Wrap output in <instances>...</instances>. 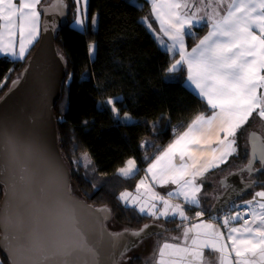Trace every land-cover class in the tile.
Masks as SVG:
<instances>
[{"label":"snow or ice","instance_id":"snow-or-ice-1","mask_svg":"<svg viewBox=\"0 0 264 264\" xmlns=\"http://www.w3.org/2000/svg\"><path fill=\"white\" fill-rule=\"evenodd\" d=\"M40 3L41 0H0V54L24 59L28 46L38 35ZM75 3V23L83 26L87 21L88 0H75ZM151 4L163 35L171 41L167 50L178 52L180 56L167 71L175 72L181 65H186L188 81L198 90V95L206 99L212 115H197L188 130L149 165L147 172L151 174L152 180L161 185L177 186L175 192L168 193L169 199L153 192L150 186L145 185L144 180L137 185L138 193L141 187H145L151 194L149 200L160 201L162 209H157L154 202H141L139 195L133 196L127 191L121 192L118 199L126 206H138L140 213L146 212L152 217H167L171 213L179 214L186 220L188 218L184 208L180 204L170 203L171 198L182 196L186 204L198 205L201 188L197 185L196 178L203 176L209 168L219 167L229 156L237 154V133L254 113L264 121V92L258 91L264 89V0H230L227 3L225 0H151ZM54 7L62 10L65 7L63 0H56ZM95 22L93 17L92 23ZM201 22L207 23L210 30L191 51H187L185 36H194L192 29ZM17 33L18 49L14 39ZM160 42L164 43L163 40ZM94 50L95 45L90 44L89 52ZM98 103L101 109L105 105H111L112 113L119 116V109L115 107L113 99ZM127 118L128 114L125 113V119ZM214 126L217 129V139L214 142L216 147L212 148V158L206 165L198 167L195 153L205 144L210 146L213 143L211 140L202 143V139ZM255 138V133L249 134L250 142ZM35 146V140L23 145L28 159L21 161V142L14 132L0 123V177L6 171V156L9 163L18 166L19 181L31 183L34 173L28 160L31 159ZM177 154L179 164L174 163ZM186 157L192 161L191 164L185 162ZM81 159L87 161L84 167L91 165L87 153L82 154ZM257 161L262 166L261 170H264V141L259 149L253 144L251 157L242 171L252 173ZM135 171L136 165L132 159L126 162L125 167L118 169L123 177H131ZM56 179L67 188V180L63 174H58ZM0 184H5V181L0 179ZM8 187L5 184L6 204L11 195ZM256 198L264 201V191L255 193L253 200L247 201L245 206L253 205ZM57 203L60 211L50 242L44 245L33 233L30 243L20 246L24 249L23 255H17V251L11 247V240L18 237L10 239L5 226L6 219L0 214V228L4 229L0 231V250L5 252L9 264H101L97 247L90 243L89 233L81 226V218L77 212L78 202L61 200ZM84 207L102 213L104 220L111 214L107 206L97 209H91L88 205ZM257 207L258 211L253 209L243 214L238 212L235 216L224 218L223 225L227 227L230 219L238 220L243 215L250 217V220L244 219L241 228H228L227 241L231 242L230 246L225 242L224 233L215 225L194 224L185 228L183 244L165 242L158 247L157 264H210L204 258L205 250L216 254V264H264V202H259ZM196 215L199 217L202 213L197 212ZM10 219L9 217L8 222ZM147 227L149 226H144L145 229ZM143 231L141 229L132 234L139 237Z\"/></svg>","mask_w":264,"mask_h":264},{"label":"trees","instance_id":"trees-1","mask_svg":"<svg viewBox=\"0 0 264 264\" xmlns=\"http://www.w3.org/2000/svg\"><path fill=\"white\" fill-rule=\"evenodd\" d=\"M50 1L43 0V4ZM67 1L70 24L56 42L66 56L69 73L55 113L60 148L71 171L73 192L94 205H108L114 214L112 221H117L121 227L138 229L145 224H154V217L121 202L118 199L120 193L136 190L146 167L189 127L197 115H210L212 110L187 86L185 65L175 72L167 71L180 58L179 53L161 46L140 18L139 11L131 5V0H88L87 21L82 29L72 25L77 15L75 0ZM143 6V10L148 7L147 4ZM208 28L207 23H203L196 28L194 36L186 35L188 47L196 45ZM37 44L38 41L25 59L0 56V96L20 74ZM90 44L95 45L92 53L89 52ZM111 98H115V107L121 113L118 117L109 105L103 109L99 106L98 102ZM125 113L134 120L125 119ZM245 129L246 126L239 130L236 138L237 155L243 160L238 170L249 160ZM84 153L91 160L87 168L83 166L87 161L81 159ZM132 157L139 165L138 171L131 177H123L118 169ZM230 162L210 173L222 171ZM224 178H220L221 184L207 183V190L222 187ZM247 179L264 181V170H255ZM261 190L264 185H256L243 193L238 201L251 199ZM2 197L3 186L0 184V202ZM185 207L192 219L204 205L184 204ZM209 211L206 209L204 214ZM181 221L185 219L163 220L166 226ZM0 259L3 264H9L1 250ZM144 262V257L139 256L127 264Z\"/></svg>","mask_w":264,"mask_h":264},{"label":"water","instance_id":"water-1","mask_svg":"<svg viewBox=\"0 0 264 264\" xmlns=\"http://www.w3.org/2000/svg\"><path fill=\"white\" fill-rule=\"evenodd\" d=\"M63 2L65 7L62 10L54 7L56 0L40 7L42 21L38 44L20 74L12 79L0 96V123L10 132H14L21 142L19 159H28L24 144L35 140L36 145L31 159L28 160L34 173L31 183L19 181L18 166L9 163L6 156V171L0 177L9 186L8 191L11 193L6 204V188L5 184H1L3 197L0 214L6 219L5 226L10 239L13 236L18 237L11 240V247L17 251V255L24 254V249L20 246L28 245L33 233L44 245L50 242L60 211L57 202L61 200L78 202L77 212L81 218V226L89 233L90 243L97 247L101 264H120L124 254L145 238L218 214L229 205H235L247 190L256 185H264L263 180L245 179L241 169L223 179L225 189L220 196L217 195L208 214L172 226H157L154 223L145 224L149 226L146 229L143 225L138 229L112 230L108 223L113 220L114 214L108 205H94L73 192L71 171L60 148L55 108L62 97L64 82L69 73L66 56L56 42L61 32L70 24L69 3L67 0ZM58 174L66 177L67 188L56 179ZM84 205L91 206V209L107 206L111 214L104 220L102 213L90 210ZM141 229H144L141 236L132 234ZM3 230L0 228V231Z\"/></svg>","mask_w":264,"mask_h":264},{"label":"crops","instance_id":"crops-1","mask_svg":"<svg viewBox=\"0 0 264 264\" xmlns=\"http://www.w3.org/2000/svg\"><path fill=\"white\" fill-rule=\"evenodd\" d=\"M18 2V0H17ZM225 2H230V0H225ZM131 5L136 9V11H139L140 13V18L142 17L143 21L145 22V24L149 27V25H151V27L149 28L153 33L154 35L157 37L159 43L161 40L164 41V44L162 46L166 47L167 48V45L171 43V41L168 40V38L166 36L163 35V32L161 31L160 29V24H159V21L156 19L155 17V14L152 12V4H151V0H131L130 1ZM43 4V0H41V3L38 5V11L40 12V16H39V24H38V35L36 36L35 40L32 42L31 45L28 46V49L26 51V54H25V57L24 59L29 55V53L31 52L32 48L34 47V45L37 43V41H39V38H40V35H41V21H42V11L40 9V7L42 6ZM146 5L147 4V8H144L143 10V5ZM143 11V12H142ZM75 19L76 17L74 18L73 20V26L79 28V29H82L83 26H79L75 23ZM201 24H203V22H201L200 24H196L195 27L192 29V31L195 33L196 32V28L199 27ZM210 30V27L208 28V31ZM207 31V32H208ZM206 32V34H207ZM205 34V35H206ZM203 35L202 38L205 36ZM15 39V42H16V47L18 49L19 47V34L17 33L16 37L14 38ZM199 42V41H198ZM197 44V43H196ZM185 46H186V50L187 51H191V49L193 47H195V45L192 47V48H189L188 45H187V40H186V36H185ZM2 54H0L1 56ZM13 58V57H12ZM16 59V58H15ZM180 59V58H179ZM182 66V65H181ZM180 66V67H181ZM186 66V65H185ZM187 67V66H186ZM186 84L187 86L194 92L198 95V90L195 89L194 85L191 84L190 81H188V73H187V79H186ZM259 92H264V89H261V90H258ZM199 96V95H198ZM203 99V98H202ZM206 101V99H204ZM207 102V101H206ZM212 113L210 115H205L206 117L207 116H211ZM246 126V138L248 140V153L250 154L252 152V146L253 144H255V146L257 147V149H259L261 147V144H262V141H264V129H261L262 126H264V121H261L259 118H257V115L254 113L253 116L249 119L248 123L245 125ZM188 128L185 130L187 131ZM184 131V132H185ZM216 126L213 127L212 131L207 133L205 135V137L202 139V143H204L205 141L207 140H211L213 143L209 146L207 144H205L204 147H202L200 150L196 151L195 155L196 157L198 158V167L200 166H204L206 165L212 158V148L213 147H216L215 145V140L217 139V136H216ZM182 132V134L184 133ZM250 133H255L256 134V138L250 142L249 141V134ZM180 134V135H182ZM179 135V136H180ZM178 136V137H179ZM177 137V138H178ZM223 137V134L221 133V138ZM176 138V139H177ZM175 139V140H176ZM174 140V141H175ZM173 141V142H174ZM172 142V143H173ZM171 143V144H172ZM168 148V147H167ZM166 148V149H167ZM165 149V150H166ZM164 150V151H165ZM163 151V152H164ZM162 152V153H163ZM161 153V154H162ZM160 154V155H161ZM219 153L217 152L216 155H218ZM237 154H238V150H237ZM237 154H233L231 156H234V158L231 159V156H229L227 158V161L225 163H221L219 164V167L220 166H223L225 165L227 162L231 161L227 166H225V168H223L222 170V173L223 175L220 176V173L221 171H218V172H211L212 170H215L216 168H219V167H213V168H209V170L207 172L204 173L203 176H199L196 178V181H197V185L201 188V192L198 194L199 196V204L198 205H192V204H186L183 197L182 196H173L171 198V200H177V201H180L182 203V207L184 208V204L185 205H189V206H194V207H201L202 205H204V207L202 209H199V212L202 213V216L205 215V210L206 209H211L214 202L216 201V197H217V192L220 191V187H216L214 186L213 189H208L207 190V187H206V184L207 183H212V184H221V182L219 181L220 178H224L226 177L230 172L232 171H235V170H238V168L243 164V160L238 158V155ZM248 158H249V155H248ZM231 159V160H230ZM155 160V159H154ZM153 162V161H152ZM151 162V163H152ZM185 162L191 164L192 161L190 160H187V157L185 159ZM150 163V164H151ZM174 163H177L179 164L180 163V160H179V155L177 154V156L175 157L174 159ZM218 163V162H217ZM149 164V165H150ZM149 165L146 167V173L143 177H146L148 178L149 180V183L150 185L155 188H161L163 189V192H164V196L165 198L169 199L168 197V193L169 192H175L176 189H177V186L174 185V184H164V185H161L159 183H157L156 181L152 180V177H151V174L147 172V169L149 167ZM254 167L256 168V170H260L262 169V166L261 164L257 161L255 164H254ZM142 177V178H143ZM142 178L140 179V181L142 180ZM223 180V179H222ZM139 181V183H140ZM223 185V184H222ZM206 207V208H205ZM187 214V218H189V214L187 213L186 210H184ZM173 218H179V217H176L174 216ZM180 219V218H179ZM207 219V223L208 224H212L215 225L221 232L224 233V238H225V242L229 244H231L230 241H227V234L228 232H226L223 227L214 222L212 219ZM182 220V219H181ZM184 220V219H183ZM203 220V219H202ZM210 221V222H209ZM241 225L243 224H238L236 225V228L240 227ZM175 243H179V242H175ZM158 249V248H157ZM158 255V254H157ZM204 256L208 259H211L210 261H212L214 264L216 262V254L214 252H210L209 250H205L204 252ZM157 261L159 260V256H157ZM233 259H234V254H233ZM152 260L154 261V258L152 257ZM144 261H145V258H144ZM156 261V262H157ZM155 262V261H154ZM146 264V262H144Z\"/></svg>","mask_w":264,"mask_h":264},{"label":"rangeland","instance_id":"rangeland-1","mask_svg":"<svg viewBox=\"0 0 264 264\" xmlns=\"http://www.w3.org/2000/svg\"><path fill=\"white\" fill-rule=\"evenodd\" d=\"M141 19H143V18L141 17ZM203 23H205V22H203ZM160 44L162 46L164 43L160 42ZM111 99H113V101H114L115 98H111ZM109 106L111 108V105H109ZM120 115H121V113L119 111V116ZM127 120L128 121H133L134 119L130 115H128ZM261 129H264V126H262ZM247 144H248V141H247ZM130 159L135 161V165H136V171L134 172V174H135L138 171L139 165H138V163H137L135 158L132 157ZM125 166H126V164L123 167H125ZM250 174H245V178H249ZM222 175H223V173L221 171L220 176H222ZM142 180L145 181V185L151 187L153 192H155V193H157L160 196L165 198L163 189L155 188L154 186L152 187L150 185V183H149L148 178H146V177H143ZM221 188H223V187H221ZM125 191L131 193L133 196L139 195L140 198H141V202H148V203H153L154 202L157 205V209H162L163 208V204L160 201H151V200H149V197H150L151 194L146 191L145 187H141L140 190H139V193L137 192V189L136 190H125ZM125 191H123V192H125ZM261 191H264V190H261ZM165 199H167V198H165ZM170 203H172V204H180L182 206V203L180 201H177V200H170ZM128 206H131V205H128ZM131 207H133V206H131ZM135 208L138 210V206H136ZM184 210H187L186 207H185ZM142 214H147V213L145 212V213H142ZM185 215L187 216L186 212H185ZM174 216L179 217L180 219H182L179 216V214L172 215L170 213L169 216H167V217H164V216H160L159 218L154 217L155 218V225H157V226L164 225L163 220H167L169 218H173ZM189 220H191V219L188 218L185 221H189ZM181 222H179V223H181ZM194 224H208V223H207V219H203V220L195 221L192 224H188V225H185L183 227H179L177 229H171V230H167V231L162 232V233L153 234V235L145 238L139 245H137L136 247L132 248L130 251L125 253L124 256H123V260L122 261L120 260V264H127L130 261H132L134 258L139 257V256H142V257L145 258L146 264H157V262H158L157 259H156L157 256H158L157 255L158 254L157 248L159 246H161L165 242H167V243L179 242V243L183 244V232H184L185 228L191 227ZM211 224H212V222H211ZM240 224H243V223H240ZM108 226L112 230H120V229L124 228V227H121V225L117 221H112V222L110 221L108 223ZM241 226L238 227V228H241ZM234 227H236V226H234ZM225 231L228 232V230H225ZM192 234L193 233H190V235H192ZM177 237L179 238L178 240L177 239H173V238H177ZM189 243H190V241H189ZM152 257L154 258L155 262L152 260ZM204 258H205V260L209 261L210 264H214L212 261H210L211 259H208L205 256H204ZM0 261H1V259H0ZM215 264H216V262H215Z\"/></svg>","mask_w":264,"mask_h":264},{"label":"built area","instance_id":"built-area-1","mask_svg":"<svg viewBox=\"0 0 264 264\" xmlns=\"http://www.w3.org/2000/svg\"><path fill=\"white\" fill-rule=\"evenodd\" d=\"M250 200H253V197L251 199H248V200H241V201H238L235 205L231 204L229 205L228 207H226L223 211L219 212L218 214H213L211 216V219L220 224L223 229L225 230H228V228H231V227H234L236 226L237 224L239 223H243L244 219H249L250 220V217L247 216V215H243L241 219H238V220H231L229 221V225L227 227H225L223 225V221H224V218L226 216H235L238 212L243 214L245 212H250L251 210L255 209L258 211V203L259 202H264L261 200V198H256V202L253 203V205L251 206H245L246 205V202L247 201H250Z\"/></svg>","mask_w":264,"mask_h":264},{"label":"flooded vegetation","instance_id":"flooded-vegetation-1","mask_svg":"<svg viewBox=\"0 0 264 264\" xmlns=\"http://www.w3.org/2000/svg\"><path fill=\"white\" fill-rule=\"evenodd\" d=\"M250 157H251V153L249 154V158H250ZM243 169H244V168H243ZM254 169L256 170L255 167H254ZM255 170H254V172H255ZM254 172H253V173H254ZM241 173H242V175L244 176V178H245V174H250L247 170H243ZM253 173L250 174V177H251V175H252ZM245 179H247V178H245ZM222 187H223V186H222ZM224 189H225V187L221 188L220 191L217 192V195L220 196V194H222V192L224 191Z\"/></svg>","mask_w":264,"mask_h":264},{"label":"clouds","instance_id":"clouds-1","mask_svg":"<svg viewBox=\"0 0 264 264\" xmlns=\"http://www.w3.org/2000/svg\"><path fill=\"white\" fill-rule=\"evenodd\" d=\"M238 202V201H237ZM211 217V216H210Z\"/></svg>","mask_w":264,"mask_h":264}]
</instances>
